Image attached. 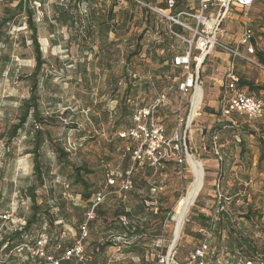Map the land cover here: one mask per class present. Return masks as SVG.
<instances>
[{"label": "rangeland", "instance_id": "374dc122", "mask_svg": "<svg viewBox=\"0 0 264 264\" xmlns=\"http://www.w3.org/2000/svg\"><path fill=\"white\" fill-rule=\"evenodd\" d=\"M29 1L31 9L36 10L37 37L43 59L46 61L41 71L39 92L40 109L47 120L42 128L49 134V139L42 149V158L50 168L45 185L36 190L38 202L48 200L59 203L60 206L50 204L53 214H60L59 211L62 210L67 212L70 218L59 220L53 226L45 223L38 226L35 228L36 233L25 237V244L13 251L12 257L0 254V262L6 260L13 264H55L56 261H59V264H161V250L167 247L168 254L176 223L182 226L185 221L181 237L174 249L176 259L183 262L209 237L203 228L204 223L198 216H214V211L220 205L219 192L231 198L226 201V205L231 207L234 216L236 213L248 211L249 206L261 215L260 222H243L246 233L254 237L259 247L263 246L264 160L259 162V158L260 139L264 141V120H253L245 125V120L238 119L242 122L238 128L220 129L221 104L217 101L214 109L209 107L212 99L210 93L213 94L215 88L214 82L207 75L209 72L212 75L220 74L218 69L223 65V61L214 56L207 62V72L202 73L206 88L202 115L191 131L186 133L188 153L203 162L204 168L200 166L198 169L204 174H191L188 158L183 166L172 161L164 169L150 171L146 165L135 164L126 154L132 143L118 138L119 132L134 124L123 108L128 107L134 113L138 109L148 107L158 93L167 92L169 106L161 111L160 116L169 126L168 135L171 137L174 134L179 122L177 110L180 106V93L177 87L184 72L175 69L171 60L186 47L185 43L170 37V23L159 13L151 10L155 15H146L143 12L146 7L136 0H118L115 7L118 20L125 17L127 20V27L119 32V54L117 55L114 49L113 53L106 52L101 56V45L98 43L94 45L97 54L89 56L86 55L87 46L82 40V33L72 25L74 16L70 15V19L62 18L59 0ZM114 1L105 0L106 6L113 5ZM142 1L157 9L164 8L160 6L161 0ZM86 2L88 3L87 0ZM254 4L248 11V21L254 32L257 53L264 54V0H256ZM16 5L17 0H0V20L9 11L14 10ZM71 7L76 11L73 1ZM234 11L242 13L243 9L237 6ZM233 17L235 19L229 18L223 26L225 42L229 45L240 42L244 28L241 16L235 14ZM147 18L150 22L149 29ZM26 21L27 15L17 11L14 20L4 28V34L10 39V43H0V239L25 225L26 217L32 212L25 190L37 183L33 175L34 158L31 153L35 126L32 116L19 130L17 137L9 141L10 130L18 123L23 111L22 106L31 96V80L28 75L36 65L35 46ZM162 28H165L168 36L162 37ZM161 59H164V62H161ZM77 65L82 67L77 69ZM84 75L87 76L88 82L82 83ZM45 80H48L47 84L44 83ZM130 83L133 84L127 95L126 88ZM207 87L211 90L207 91ZM245 90L248 91L249 88ZM214 132H217L219 137V145L224 144L220 151L225 150L231 154L230 173L223 172L221 160L216 159L217 156L212 152L211 136ZM236 136L242 140V144L238 143V146L233 143ZM54 142H58L69 152L68 157L73 163L86 164L93 170V174L87 176L92 189H106L107 193L105 200L100 204L102 214L98 217L95 214L89 225V232L83 242V259L76 255L68 259L65 253L81 240L82 225L79 221L82 218V210L77 211L76 208L84 210L89 207V203L82 201V190L72 184L70 167L62 166L53 153ZM206 155L216 159L215 166L208 165ZM243 163H247L244 166L247 170L244 169ZM112 170L132 172V178L136 180L132 193L124 197L119 189L106 188V179ZM153 185L163 186L164 189L161 192L151 191ZM193 185L197 187L196 195L186 196L185 193ZM142 204L146 205L144 214L141 213ZM122 208L134 211V215L141 218L134 220L133 225L140 224L144 227L141 231L144 232L146 244L145 259L138 254L127 252L124 246L128 245L129 234L115 228L118 223L115 213ZM121 220L128 223L124 217ZM38 233L40 235L37 241L42 234L48 236L49 242L44 257L34 254L33 243ZM159 233L155 244H150L153 242L151 236ZM224 235L226 236L225 233ZM109 241H113L115 245H108L104 250H99L100 245H107ZM213 245L212 262L243 264L240 256H234L224 242L218 248L219 244L215 239ZM255 264L264 262L259 259Z\"/></svg>", "mask_w": 264, "mask_h": 264}, {"label": "built area", "instance_id": "2783aa9c", "mask_svg": "<svg viewBox=\"0 0 264 264\" xmlns=\"http://www.w3.org/2000/svg\"><path fill=\"white\" fill-rule=\"evenodd\" d=\"M20 1L26 0H17V4ZM136 1L140 5L146 8L149 7L162 17H165L170 23V33L176 39L182 40L187 46L184 54L172 60L173 66L184 72L177 87L180 93V106L177 110V121L179 122L174 134L171 137L168 136L167 128L161 120L160 113L169 106V95L167 92H161L154 97L148 107L136 110L133 115V127L119 132L118 135L121 139L130 141L134 146L135 149L132 153L134 163L147 162L150 166L158 169H163L168 161H174L183 166L184 161L189 157L185 133L188 130L191 131L197 119L202 115L204 91L199 74L205 59L210 56L214 49H221L227 54H231L234 58L248 61L264 70V66L253 58L255 55V46L253 44L255 37L248 21V11L256 0H186L188 9L176 15L171 13L176 8V0H166L167 10L151 7L141 0ZM196 4L198 9L195 6ZM232 6H240L243 9L244 32L239 45L236 47L229 46L223 41L224 30L222 24L231 13ZM212 10L215 12L212 15H208V12ZM182 17L195 23H188L182 20ZM174 25L181 27L190 37L174 31ZM240 46H247L246 53H242ZM239 82L240 79L236 73L235 64L232 62L224 79V93L220 101V118L225 127L238 126V119H247L249 121L264 120V100L241 91L238 87ZM200 90L203 92V98L199 112L190 122V117L195 108L194 99ZM132 187L131 171L112 170L109 172L106 188H118L120 191L128 192L133 189ZM152 188L154 192H161L164 189L163 186L159 185H153ZM106 195V189H102L94 195L93 208L88 213V219L94 218L95 208L103 202ZM218 196L219 199L222 197L220 192ZM87 234L88 223L82 228L81 240L65 253L68 259L72 255L83 259V241ZM48 242V236L42 234L38 239L37 246L34 248L35 256H45ZM208 250L207 241H203L183 262H179L176 259L174 251L166 255H160V262L161 264H211L208 259ZM55 264H59V261H56Z\"/></svg>", "mask_w": 264, "mask_h": 264}, {"label": "trees", "instance_id": "16d2710c", "mask_svg": "<svg viewBox=\"0 0 264 264\" xmlns=\"http://www.w3.org/2000/svg\"><path fill=\"white\" fill-rule=\"evenodd\" d=\"M59 1L62 7L61 9L62 11L60 13L62 18L68 17L70 19L72 18L70 15L74 16V18H72V25L80 30V33H82V36H81L82 40L85 43V40L90 38V33H91L89 29V25L87 24V18H88L89 11H90V9H88V3L86 2V0H59ZM72 1L74 5H76V11L73 9V7H71ZM184 2H186V0L185 1L177 0V4H176L177 8L174 13L180 12V9L182 8V6L179 7V3H181V5H183V7L185 8ZM30 3L31 2L29 0L20 1L16 5L14 10L9 11L8 14L0 20V43H5V44L10 43V39L4 34V28L6 25H8L14 20V15L17 11H20V13H25L27 15L26 25L32 33L31 40L35 46V52H36L35 53V60H36L35 68L33 72L30 75H28L29 76L28 78H30L31 80V92L32 93H31L30 98L26 102H24L22 106L23 111H22L21 116L18 119V123L13 125L12 129L10 130L9 141H12L17 137L19 130H21L24 127L29 117L32 116L33 124L35 126L33 129V137L31 140L32 142L31 153L34 158L33 175L37 183L36 185H32L25 190L26 191L25 196L26 198L30 200L31 209H32L31 214L25 219V223H24L25 225L21 227L20 229H16L12 233L5 234V236L0 239V254L4 256L9 255L10 257H12L14 250L21 248L25 244V241H24L25 237H30L32 236V234L36 233L35 228H37L38 226H42L43 223L53 226L55 222L59 220H69L70 218L69 214L67 212L64 213V211L62 210L59 211L60 214H55V213L53 214L52 212L53 207L50 206V204L53 203V204H57L58 206H60L59 203H55L53 201L50 202L48 200H44L42 203L38 202V194L36 190L38 187L45 185L46 177L47 175H49L48 171L50 167L46 166L42 158V149L44 148V146L46 145V142L49 139V134L46 130L42 128L47 122V120L43 117L42 110L40 109L41 97H40V92H39L40 82L42 78L41 71L46 61L45 59H43L41 46H40V43L38 42V37H37L38 27H36V23H35L36 10L31 9ZM116 5L117 3H114V5L112 6L111 12L107 15L101 14V17L112 18V20H114V16L118 15V13L115 12V8H114V6ZM160 6L166 8L165 7L166 0H163V2L160 3ZM84 10L86 11L84 12ZM143 12L146 15L147 14L155 15L149 7L144 8ZM146 21H147L148 29H149L150 28L149 19L147 18ZM126 27H127V20L125 17L122 19L121 23L119 22V25H118L119 32H122ZM173 29L174 31L178 33H183V34L188 35L186 32H184V30L181 27L174 25ZM164 34H167L165 36H168L167 31H165L162 35ZM169 34L171 38L176 39L170 33V30H169ZM138 48L140 49V46H138ZM161 62H164V59H161ZM258 63L264 66V54L259 53ZM81 67L82 66L77 65V69H80ZM175 69H178V68H175ZM178 70H181V69H178ZM83 81L85 82L88 81V78L86 75H84L82 83ZM44 83L47 84L48 80H45ZM85 84H88V83H85ZM132 84L133 83H130L126 88L127 95H129L130 93ZM245 86H248L250 88V91L252 92L260 93L261 91H264V86H258V85H255L254 83H248V82L246 83L240 79V82L238 84L239 89L244 88ZM201 98H202V91L200 90L196 96V101H195L196 105L200 104ZM123 110H125L126 115L132 118V122H133L134 113H132L128 107L123 108ZM161 120L165 124L164 119L162 118ZM242 120H245L244 122L245 125L251 122L247 119H242ZM221 123H222V126L220 127L221 130L236 129L242 124V122H240L239 120L238 126L230 128V127H225L222 120H221ZM165 126L166 128L169 127L166 124ZM167 135H168V131H167ZM211 137H212V147H211L212 152L215 153V156H217V159L219 158L223 159L222 153L220 151L221 147L218 143L219 137L217 135V132H214ZM216 137L217 139L215 140ZM118 138L121 139L119 135H118ZM121 140L125 141L124 139H121ZM187 143H188V140H187ZM260 144H261V156L259 158V162H262L264 160V141L262 139H260ZM128 148H129V151H128ZM128 148H127L126 154L130 156L132 159L133 157L132 153L135 148L132 144ZM53 153L60 160V163L62 164V166L66 165L68 166V168L70 167L71 169L70 176H71L72 184L74 186L79 187L82 190V192L80 193L82 197V201L84 203L86 202L89 203L88 205L89 207L86 209L84 208V210L80 207L76 208L77 211L82 210V218L79 221V223L82 225L80 227V237H81V231H82L83 226L86 223H88V232H89V229H90L89 225L92 223V220H94L95 218L94 216V218L88 219V213L93 208L94 195H96L101 190L95 191L94 189H92V185L90 181L87 179V176L93 174V170L86 164L77 165L73 163L70 157H68L69 152H67L66 149L62 147L60 144H58V142H54ZM189 158L192 161V165H196L195 158L193 159V155H189ZM171 162L172 161H168L165 167ZM135 164H140V163H135ZM141 165H146L150 169V171L154 169L156 171L159 170L158 168L150 166L149 163L147 162H143L141 163ZM191 167L192 166H190V168ZM192 170L194 171V174L196 172L198 173L201 172L200 174H204V172H202L198 168L196 169L193 168ZM132 182L134 185H136V180H134L133 178H132ZM106 183H107V179H106ZM112 189H118V188H112ZM133 190L134 188L128 192L121 191V193H123L125 197L128 193H132ZM196 190H197V187L193 185L192 188H189V190H187L185 195L186 196L196 195ZM151 191H153V188L151 189ZM230 199L231 198L222 195V197L218 201L220 205H218V207L214 211L213 217L205 216L204 214L198 216V219L204 223L203 228L206 230V234L209 235V237L205 238L203 241H207V244L209 245L208 257H209L210 263L218 264L217 262L211 261L212 255L214 254L212 248L214 247L213 242L215 239L217 240L219 244L218 248L221 246V243L224 242L226 247H228L229 251H231L234 254V256H236V254L240 256V258L243 261V264H247V263L255 264L256 261L259 259H262L264 262V245L259 247L254 237L246 233L244 229L245 228L244 222H243V221H247L251 223V222H255L256 220L260 222L262 219L261 215L259 213H256L249 206L248 211L246 212L242 211L240 213H236V216H234V214L231 213L232 211L231 207H227L228 204L226 201H230ZM144 204H142L143 206L141 207L142 214H144L145 209H146V205ZM94 214H97V217L102 214L101 209H100V204L98 205V207L95 208ZM115 214H116V221L118 222L117 224H115V228L119 230L122 229L125 232V234L126 233L129 234V237L127 236V238H129L127 241L128 245L124 246L128 250L127 252L138 254L140 257H142V259H145L146 254H145L144 248L146 244L144 242V232L141 231L142 229H144V227L143 225H140V224L136 226L133 225V223L135 222L134 220L136 219L140 220L141 218L138 217L137 215L135 216L134 211L132 210L128 211L126 208H122L121 210L117 211ZM122 217L126 218L128 223H125L124 221H122L121 220ZM175 220L177 222L176 214H175ZM177 223H176V227L178 225ZM111 226H113V224ZM224 233L226 234V236L224 235ZM38 235H40V233H38L37 237L34 238L35 240L33 243L34 248L37 246V243H38V241L36 240L38 238ZM159 236H160V233L153 234V236H151V239L153 242L150 244H153V243L155 244V241L159 238ZM202 242L200 243V245L202 244ZM108 245L113 246L115 245V243L113 241H109L107 245L106 244L100 245L99 250L101 249L104 250ZM161 251L164 255H166L167 247H165ZM0 264H13V262H9L5 260V261L0 262Z\"/></svg>", "mask_w": 264, "mask_h": 264}, {"label": "crops", "instance_id": "0c3cea01", "mask_svg": "<svg viewBox=\"0 0 264 264\" xmlns=\"http://www.w3.org/2000/svg\"><path fill=\"white\" fill-rule=\"evenodd\" d=\"M87 1H88V9H90L89 15H88V18H87V24L89 25V29H90L91 33H90V38L85 40V43H86V46H87L86 55L90 56L92 54H97V51H95L96 48H95L94 45L98 44V43L101 45V51H99L101 56H104L106 54V52L113 53L114 49H116L117 55H118L119 54V48H120L118 25H119V22L120 23L122 22V19L119 21L118 17H117L118 15L114 16V20H112V18L101 17V14H106V15L109 14L111 12L112 6L114 4L106 6L105 0H87ZM161 2H163V0H161ZM114 3H118V1L115 0ZM176 4H177V0H176ZM184 5H185V8L183 7V5H181V3H179V7L182 6V8L180 9V12L188 9L187 2H184ZM195 6L198 9L197 4ZM115 7L116 6H114V8ZM165 7L166 8L159 9V10H167L168 7L167 6H165ZM176 8H177V6H176ZM176 8L174 10H172V12H171L173 15H176V14L180 13V12L174 13ZM236 8H237V6H232L231 7V12L234 11ZM115 12H117L116 9H115ZM214 12L215 11H213V10L209 11L208 15L209 14L212 15ZM235 14L241 16V20H242L243 12L242 13H238V12L234 11L232 13V15L229 14V16L223 21V24H222L223 30H224L223 26L227 22V20H229V18L235 19L233 17V16H235ZM182 20H184V21H186L188 23H191V24L195 23L192 20L186 19L184 17H182ZM114 27H115V29H114ZM109 29H110V31H109ZM168 29L170 30V24L168 26ZM165 31H166L165 28L164 29L162 28L161 33L165 32ZM243 32H244V28H243V31L241 33V36H242ZM165 35H167V34L162 35V37H164ZM184 35L187 36V37H190L189 34L188 35L184 34ZM225 36L226 35H225V32H224V36H223V41L224 42H225ZM164 41H163V43H164ZM253 44H254V41H253ZM227 45H229V44H227ZM230 45L233 46V47L234 46L236 47V46L239 45V43L236 44V45H233V44H230ZM254 46H255V53H254L255 55L253 56V58L258 62L259 61V53H257V47H256L255 44H254ZM186 47L181 51V53L176 54L174 56V58L184 54V52L186 50ZM246 47L247 46H240V49H241L242 53H246ZM217 50H219V52H217ZM214 56L217 57L218 59L222 60L223 61V65L221 67H219V69H218L220 74L212 75L209 72L208 75H207V77L209 79H211V81L214 82L213 86L215 88L214 89L215 90L214 93L213 94L210 93V97L212 95V99L209 102V104H210L209 107L211 109L215 108V106L217 105L216 104L217 101L220 104V101H221L223 93H224V87H223L224 79H225V76L228 73V68H229V66H230V64L232 62H234V64H235V70H236L237 75L239 76V79H241L242 81H244L246 83L248 82V83H254L255 85H258V86H264V70H261L260 68L256 67L255 65L251 64L248 61L246 62V61H244L242 59L234 58L231 54H227L226 52L222 51L221 49H214L211 52L210 56L205 59L203 65H202V67L200 69V71H201L200 77H201V81H202V88H203V91H204V98H205L206 88H204V83H203V80H202V73H206L207 72L205 70L206 64H207L208 61H210V58L214 57ZM172 60H171V63H172ZM247 87L248 86H245L244 88H240V90L243 91L244 93H246L247 95L248 94L254 95V96L264 100V91H261L260 93L252 92V91H249L250 90L249 87H248L249 90L246 91L245 88H247ZM210 90L211 89L209 87H207V91H210ZM203 102H204V99H203ZM219 113H220V111H219ZM221 126H222V124L220 125V127ZM167 131H168V128H167ZM241 141H242L241 138L236 136L235 139L233 140V143H234V145L238 146V143L242 144ZM223 146H224V144H220V147H223ZM221 153H222L223 159H220V158L219 159L222 162L223 172L224 173H230L231 172V164H232L231 154L226 152L225 150H221ZM240 153H242L241 150H240ZM194 158L195 157L193 156V159ZM216 159L214 157L206 155V160L209 163L208 165H210V167L215 166L214 162H215ZM196 160L197 159L195 158V161ZM245 165H247V163H243V167ZM193 168L196 169V165H193ZM193 168L192 167L189 168L191 174L194 173V171L192 170ZM244 169L247 170L246 167H244ZM196 173H198V172H196ZM196 173L193 174V175H196ZM208 259H209V257H208Z\"/></svg>", "mask_w": 264, "mask_h": 264}, {"label": "bare ground", "instance_id": "6f19581e", "mask_svg": "<svg viewBox=\"0 0 264 264\" xmlns=\"http://www.w3.org/2000/svg\"><path fill=\"white\" fill-rule=\"evenodd\" d=\"M202 98H203V92H202ZM202 98H201V100H202ZM195 101H196V97H195V99H194V105H196L195 104ZM201 103V102H200ZM200 105L201 104H199V105H196L195 106V108H194V111H193V114H192V116L190 117V122H191V120L195 117V115L199 112V107H200ZM196 162V168H200V166H202V167H204V164H203V162L200 160V161H198V160H196L195 161ZM188 166H189V168H190V166H192L193 167V165H192V161H191V159L188 157ZM184 197V196H183ZM182 197V198H183ZM181 228H182V226H181V224H178L177 225V227H176V229L175 230H179V236H180V231H181ZM181 237V236H180Z\"/></svg>", "mask_w": 264, "mask_h": 264}, {"label": "water", "instance_id": "95a60500", "mask_svg": "<svg viewBox=\"0 0 264 264\" xmlns=\"http://www.w3.org/2000/svg\"><path fill=\"white\" fill-rule=\"evenodd\" d=\"M201 73V72H200ZM200 75V74H199ZM186 133H187V131H186ZM186 133H185V135H186ZM187 150H188V146H187ZM189 154V153H188ZM190 155V154H189ZM198 198V196L196 197V199ZM196 199H195V201H196ZM194 201V202H195ZM193 202V205L195 204ZM184 224H185V221H183V224H182V228L184 227ZM181 228V229H182ZM182 231V230H181ZM179 234V230H175L174 231V235H173V241H172V243H171V245H170V248H169V252L168 253H171V252H173L174 251V249H175V247H176V245H177V243H178V241H179V239H180V236L178 235Z\"/></svg>", "mask_w": 264, "mask_h": 264}]
</instances>
